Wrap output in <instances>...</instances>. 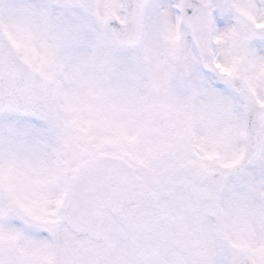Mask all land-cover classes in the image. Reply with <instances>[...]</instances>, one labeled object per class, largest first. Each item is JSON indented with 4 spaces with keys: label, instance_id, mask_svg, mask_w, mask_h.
Listing matches in <instances>:
<instances>
[{
    "label": "snow or ice",
    "instance_id": "snow-or-ice-1",
    "mask_svg": "<svg viewBox=\"0 0 264 264\" xmlns=\"http://www.w3.org/2000/svg\"><path fill=\"white\" fill-rule=\"evenodd\" d=\"M0 264H264V0H0Z\"/></svg>",
    "mask_w": 264,
    "mask_h": 264
}]
</instances>
